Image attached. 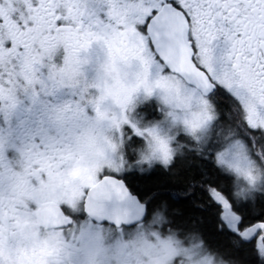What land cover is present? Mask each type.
Returning a JSON list of instances; mask_svg holds the SVG:
<instances>
[{
	"label": "snow or ice",
	"instance_id": "obj_1",
	"mask_svg": "<svg viewBox=\"0 0 264 264\" xmlns=\"http://www.w3.org/2000/svg\"><path fill=\"white\" fill-rule=\"evenodd\" d=\"M0 264H264V0H0Z\"/></svg>",
	"mask_w": 264,
	"mask_h": 264
}]
</instances>
